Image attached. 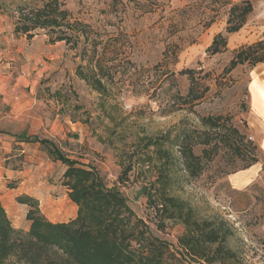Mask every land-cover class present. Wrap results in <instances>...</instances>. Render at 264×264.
<instances>
[{
	"label": "rangeland",
	"instance_id": "374dc122",
	"mask_svg": "<svg viewBox=\"0 0 264 264\" xmlns=\"http://www.w3.org/2000/svg\"><path fill=\"white\" fill-rule=\"evenodd\" d=\"M228 1L66 0L72 21L86 24L87 35L67 43L55 40L58 30L39 29L33 37L15 32L18 7L41 0H0V197L13 223L24 221L29 208L18 196L61 185L65 165L41 143L20 139L39 136L119 187L136 215L170 243L173 264H264V112L260 119L254 115L261 106L253 87L254 81L264 86V62L227 71L241 47L264 39V0H251L245 25L211 54L214 37L226 33ZM97 60L104 66L101 92L78 73L81 68L92 78L88 62ZM185 70H192L197 92L206 89L203 99L187 98ZM206 116H222L252 145L238 155L219 142L193 177L180 144L183 137L201 142ZM204 148L197 143L194 151L202 155ZM252 154L258 162L244 168ZM166 180L169 193L192 206L196 219L221 230L223 246L234 252L230 260H208L219 243L206 260L183 250L179 238L188 230L179 220L165 219V229L158 228L161 213L149 206L142 187L156 182L159 188Z\"/></svg>",
	"mask_w": 264,
	"mask_h": 264
},
{
	"label": "trees",
	"instance_id": "16d2710c",
	"mask_svg": "<svg viewBox=\"0 0 264 264\" xmlns=\"http://www.w3.org/2000/svg\"><path fill=\"white\" fill-rule=\"evenodd\" d=\"M41 2L39 6L26 3L18 7L16 33L33 37L39 29H50L52 32L58 30L56 41H81V37L86 35V24L78 20L72 21V14L66 8V0ZM228 4L226 33L220 32L214 37L207 49L211 54L219 53L227 47V34L239 31L253 11L251 0H229ZM70 30L77 33L76 38L70 34ZM91 59H94V53ZM263 62L264 39L241 47L231 60L227 71L235 69L238 65L248 63L256 66ZM88 63L92 78L81 68H78V73L84 79L92 81L95 88L101 92L104 88V74L101 75L104 66L99 60ZM182 73H190L191 86L187 98L193 102L203 99L206 89L197 92V82L191 74L192 70ZM54 94L61 95L59 91ZM201 121L207 127L204 132H199L201 142L183 137L180 144L185 170L191 176L200 175L204 169V161L212 159L219 142L231 144L238 155L249 152L248 148L252 142L239 127L228 124L222 116H206L202 117ZM20 139L41 143L54 160L65 165L61 184L68 189L69 197L77 204L78 211L77 215L68 221L55 222L42 212L38 198L27 194L18 196V202L29 207L26 219L30 224L25 230L14 225L0 197V264H173L170 259L173 257L170 243L156 235L150 225L136 215L119 187L108 186L98 170L71 158L51 139L39 136ZM197 143L207 147L202 155L194 151ZM252 155L253 159L244 168L258 162L257 156ZM133 167L132 163L129 164L122 173V183L129 179L128 173ZM161 186L158 188L156 182H153L142 187L147 194L149 206L161 213L158 228L165 229V219L179 220L188 230L179 238L183 250L195 258L206 260L211 246L219 243L217 253L208 260H230L234 252L223 246L225 240L221 230L214 227L212 222L196 219L192 206L169 193L167 180L163 181Z\"/></svg>",
	"mask_w": 264,
	"mask_h": 264
},
{
	"label": "crops",
	"instance_id": "0c3cea01",
	"mask_svg": "<svg viewBox=\"0 0 264 264\" xmlns=\"http://www.w3.org/2000/svg\"><path fill=\"white\" fill-rule=\"evenodd\" d=\"M253 87H254V89H256V92H257L256 93L257 96L255 94L256 103H257V105L261 106L260 109H258V110L254 108V115L255 116L257 115L256 117H258V115H259V119H260L263 116L262 112H264V86H262V85L260 86V85H258L257 81H254ZM262 107H263V110H261ZM18 114L21 115V117H23L22 116L23 112H21V113L18 112L17 115ZM17 117H19V116H17ZM250 122H248V123H250ZM250 125H252V124L250 123ZM249 172H250V174L253 173L251 170ZM245 178L246 177H244L242 179L244 180ZM242 179H241V181H243ZM25 194L38 198L40 200V207H41L42 212L52 221H55V222H57V221H68L77 215L78 206L76 203H74L70 199L68 189L65 186H63L62 184L61 185L48 186V187H46V192H43V193L42 192L41 193H36V192L32 193V192L27 191ZM22 205L24 207H28L26 204H22ZM27 211L28 210H25V212H24V216H25L24 221H23V219L21 221L15 220L16 222H14V225L17 228H23L25 230H27L29 228L30 222L26 219ZM63 213L67 214L66 218H65V215H64V217H61V215Z\"/></svg>",
	"mask_w": 264,
	"mask_h": 264
},
{
	"label": "built area",
	"instance_id": "2783aa9c",
	"mask_svg": "<svg viewBox=\"0 0 264 264\" xmlns=\"http://www.w3.org/2000/svg\"><path fill=\"white\" fill-rule=\"evenodd\" d=\"M250 138H252V137H250Z\"/></svg>",
	"mask_w": 264,
	"mask_h": 264
}]
</instances>
